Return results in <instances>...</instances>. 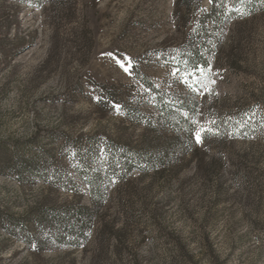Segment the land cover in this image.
I'll list each match as a JSON object with an SVG mask.
<instances>
[{
  "label": "rangeland",
  "instance_id": "374dc122",
  "mask_svg": "<svg viewBox=\"0 0 264 264\" xmlns=\"http://www.w3.org/2000/svg\"><path fill=\"white\" fill-rule=\"evenodd\" d=\"M60 2L0 0V264H264V0L208 33L209 0Z\"/></svg>",
  "mask_w": 264,
  "mask_h": 264
},
{
  "label": "trees",
  "instance_id": "16d2710c",
  "mask_svg": "<svg viewBox=\"0 0 264 264\" xmlns=\"http://www.w3.org/2000/svg\"><path fill=\"white\" fill-rule=\"evenodd\" d=\"M60 1L62 0H49V5H50V10H51V14L54 17L59 16V11L60 8L62 7L61 5L63 3H61ZM203 0H177V7L178 9H184V10H190L192 8V6L196 7L199 6L202 3ZM231 4L234 6H243V1L244 0H230ZM210 6L208 8V10L202 11V13L199 14V16L196 18L197 19V31L201 30V32L203 33H208L212 30L213 28H218L221 25H223L224 20L225 19H229L232 15L235 14V12L233 10H229V8H227V0H209ZM178 14V13H177ZM180 20V18H179ZM211 26V27H210ZM204 43V42H203ZM206 44H196V43H192L190 46V56H189V60L191 63H193L194 61H198V59H200V50L201 48H205ZM99 94V93H98ZM102 97V95H101ZM100 94H99V99H97V103H101V98ZM192 106L187 107V111L189 113H191V116H194V109H196L197 106V102H194L193 104H191ZM163 111V118L166 116V110H162ZM171 113V112H169ZM166 118V117H165ZM186 122L188 124H185L184 127H182V133H184L183 136H181L182 138H184L185 136L188 137L187 141L182 142V144L180 145L181 148L183 149V151L185 153H188L190 151V153H192L191 148L195 147L194 149L196 153H198L200 151L199 145L200 142H197L195 134L193 132V124L189 123L188 120H183L182 118L180 119L179 122ZM177 122V121H176ZM211 130L214 132L213 136L219 141L222 140V138H224V133L221 130V128L218 126V123H214L212 124V128ZM208 139L206 138L205 141H207ZM108 149L111 151H116L115 149H113V145L108 144ZM112 147V148H111ZM115 148V147H114ZM193 152V159H197L196 158V153ZM111 153V152H110ZM117 153L114 152V154H109L110 159L107 162V166H108V171L107 174L109 176H117V171H122L126 176L130 175V172L132 170L131 168V164L130 161H128V159L126 160V162H122L123 160L122 157L118 156L119 161L117 160H113L114 157H116ZM116 159V158H115ZM132 159V158H131ZM125 161V160H124ZM133 161V160H131ZM119 162V165L121 168H117V164ZM218 162L214 161L213 165H210V168L208 167V169L205 168L204 172H210V169L213 171L214 169H216L218 166ZM216 167V168H215ZM204 168V167H203ZM104 190L101 188L98 178H95V180L88 182V190H87V196L88 198H90V202L91 205L95 206L96 210H98V208L100 207V205L104 202ZM89 207L88 206H83L81 207V211L82 212H89ZM62 222V221H61ZM67 230V235L69 237H71L73 239L72 244L74 246H78V244H76V242H78L79 240L83 239L84 235H83V231L85 230L83 225H73V226H67L66 228Z\"/></svg>",
  "mask_w": 264,
  "mask_h": 264
},
{
  "label": "snow or ice",
  "instance_id": "6c2138e0",
  "mask_svg": "<svg viewBox=\"0 0 264 264\" xmlns=\"http://www.w3.org/2000/svg\"><path fill=\"white\" fill-rule=\"evenodd\" d=\"M119 62H120L121 67L124 68V71L130 73V68L125 66V62L124 61H119ZM128 64L129 65L131 64L130 58H129ZM116 107L119 108V105H116ZM203 131H204V129H201L200 131L196 132V140H197V142H200L202 140V132Z\"/></svg>",
  "mask_w": 264,
  "mask_h": 264
}]
</instances>
